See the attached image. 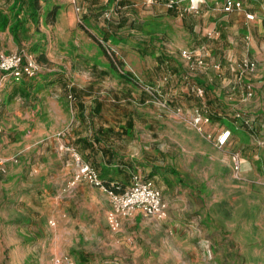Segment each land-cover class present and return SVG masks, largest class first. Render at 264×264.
Segmentation results:
<instances>
[{"label": "rangeland", "instance_id": "obj_1", "mask_svg": "<svg viewBox=\"0 0 264 264\" xmlns=\"http://www.w3.org/2000/svg\"><path fill=\"white\" fill-rule=\"evenodd\" d=\"M216 1L222 0H205L189 26L214 23ZM242 1L258 14L257 22H236L249 43L245 58L257 63L254 93L241 102L232 90L217 107L227 114L230 103L243 104L264 131V11L257 0ZM39 4L34 16L27 0H0V18L9 20L5 27L0 20V54L22 52L37 66L21 82L0 74V157L7 160L0 169V264H264V147L222 115L216 121L234 133L230 145L216 147L189 122L193 98L164 89L176 10L122 7L120 0H76L80 12L64 0ZM122 14L128 24L121 37L107 35L108 21L118 24ZM197 38L191 30L176 35L195 48L203 42ZM183 49L195 50L181 48L179 56ZM184 61L185 73L195 77L199 68ZM82 102L86 108L101 105L99 123H126L125 115L134 113L143 127L126 137L125 151L136 149L160 165L163 178L156 184L167 204L164 219L133 213L121 216L113 230L108 195L85 180L72 184L73 163L58 151V141L72 140L84 120ZM237 151L239 172L232 160Z\"/></svg>", "mask_w": 264, "mask_h": 264}, {"label": "crops", "instance_id": "obj_2", "mask_svg": "<svg viewBox=\"0 0 264 264\" xmlns=\"http://www.w3.org/2000/svg\"><path fill=\"white\" fill-rule=\"evenodd\" d=\"M204 1L205 0H201L199 2V9L197 11L185 12L183 10V6H188L190 4L189 0H183L181 6L174 9L178 15L177 22L179 25L173 28L171 34L174 38L167 44V51L171 54L166 60L167 69L166 76L164 77V80L166 81L162 83H165L164 89H166L172 96L190 95L194 100V102H192V107L195 104H198V102L189 92L188 81L185 79V74L191 76L193 81H197L205 87L207 85L206 104L210 108L213 115L217 114L220 116L221 114L217 107V101L231 99V96L228 93L234 90L233 86L237 74L238 63L249 55V43L237 33L238 28H236V22H241L240 26H243L246 22H257L258 14L247 5H245L246 9L255 12L257 14V19L248 20L245 17V13L242 11L225 13L220 9V5L223 0L220 3L216 1V4L212 9L213 12H215L213 20L214 23H210L207 28L190 27V16L195 17L200 14ZM257 1L260 2L261 10L264 0ZM138 3H140V5L147 10L153 8L157 9L158 6L162 4L169 9L166 6L165 0H162L150 7L144 6L142 0H120L122 7H136L135 5H138ZM203 17V22H206V16L204 13ZM119 21L120 22L118 24L108 21L106 26L107 31H105V33L111 36L110 33L113 31L116 34L114 37H121L120 30L127 26L128 18L122 14ZM233 26L235 28H232ZM101 30L104 31L105 28H102ZM190 30L195 32V35L198 36V40L201 39L203 41L198 42V46L196 48L192 47L193 44H188V40L184 42L183 39L181 41H177L176 39V35L185 36L189 34ZM123 33L124 31L122 34ZM188 45H191V47H188ZM181 48L195 49L197 53L204 56L207 64L219 62L221 64V70L217 71L212 67L201 68V66L196 65L199 70H196L195 77L192 73H185V59L181 58V56L177 54ZM177 73L181 76L180 83L175 78ZM229 85L232 87L231 89H229ZM79 108L81 109L80 115L84 116V120L82 122H77L78 124H76V130H74L72 134L73 141L69 139L68 142L61 140L58 141V151L69 156V159L73 163L74 174L77 171V163L74 159L73 151L77 152L84 161L94 166L100 177L106 182L115 181L116 177L119 179V183L122 181L123 183L120 184L124 188H127L132 184V175L134 172H137L144 179L153 181L155 186L160 189L163 194L162 189L156 184V180H158L159 177L163 178V176H161L162 173L156 170V168L160 165L157 166V164H154L153 162H147L146 157H140V153L136 149L130 152V150L127 151L126 148L125 151L126 145L124 142L126 141V137L129 134H132L134 127H143L134 121V113L125 115L126 123L117 122L116 124H108L103 122L99 123L96 120V117L102 115L103 113L101 105L98 107L86 108L82 102ZM119 117L122 116L120 115ZM77 125L79 127H77ZM145 125L150 128V124ZM150 130L149 132H152V134L149 135H153L155 133V129L153 128V131ZM142 138L143 136L140 135V142L142 141ZM231 142L232 141H230L228 145H230ZM66 147L71 150L66 149ZM145 150H147V148H145ZM171 171L174 172L173 170ZM110 173L115 175H108ZM105 176L112 178H106ZM153 179H155V181ZM90 185L98 190H101L99 187L92 184Z\"/></svg>", "mask_w": 264, "mask_h": 264}, {"label": "built area", "instance_id": "obj_3", "mask_svg": "<svg viewBox=\"0 0 264 264\" xmlns=\"http://www.w3.org/2000/svg\"><path fill=\"white\" fill-rule=\"evenodd\" d=\"M64 1L73 4L76 11H81V8L76 4V0ZM142 1L144 6L150 7L162 0ZM165 1L166 6L169 9H175L178 6H181L183 0ZM189 1L190 4L188 6H183V10L185 12L197 11L201 0ZM220 9L225 13L242 11L245 13V17L248 20L257 19V14L247 10L242 0H223ZM261 9L264 11V4ZM181 56L187 62L196 64L197 66L212 67L217 71L221 70V64L219 62L207 64L204 56L197 53L196 50L183 49L181 51ZM256 70L257 63L252 59L244 58L238 63L233 88L234 90L237 89L239 91L241 102H244L253 96L254 85L252 78L256 73ZM36 73V62H34L29 56H26V54L22 52L20 54H0V74L3 78L10 75V78H12L13 81L20 82L25 77H33ZM185 79L188 81L190 94L198 102V104H195L192 107L189 115V122L192 128L201 136L211 141L216 147L222 148L227 146L233 138L234 131L213 120V114L206 104V87L197 81H193L189 75H185ZM1 87L2 84L0 83V92L2 90ZM157 91L161 94V89ZM164 106H166V104H164ZM228 112L229 113L227 114L220 113L223 119H227L226 117L230 116L232 125L235 129H246L251 139L258 146L264 147V131L259 130L255 118L243 104L239 105L236 103H230ZM66 149L69 148L66 147ZM73 156L77 163V171L72 184H75V182L79 180H85L88 183L99 187L108 195L111 202V208L108 211L107 220L111 229L117 230L120 227L121 216L131 215L133 213H141L145 216L158 219H164L167 216V204L161 190L155 186L153 181L144 179L139 173H134L132 175V184L127 188H123V186L117 181H111L109 183L104 181L100 177L97 169L90 163L84 161L77 152L73 151ZM11 160L15 162L17 161L15 158H12ZM232 160L234 169L239 172L242 166L240 152H234L232 154ZM6 161L7 160H3L0 157V169L2 171H5L4 168ZM57 261L60 262L61 259H58ZM67 262L71 264L69 260H67Z\"/></svg>", "mask_w": 264, "mask_h": 264}, {"label": "trees", "instance_id": "obj_4", "mask_svg": "<svg viewBox=\"0 0 264 264\" xmlns=\"http://www.w3.org/2000/svg\"><path fill=\"white\" fill-rule=\"evenodd\" d=\"M28 1V4L30 5V7H31V10H32V13H33V15L34 16H37L38 15V9H39V7H40V4H39V0H27ZM17 2H20V0H17ZM57 13H58V7H54L52 10H50L49 12H48V17H50V22L51 23H53L54 21H55V19H56V16H57ZM0 20H1V22L3 23V27H5V26H7L8 25V19L6 18V17H4V16H1V18H0ZM11 30H12V32H13V34H17V31H18V28H19V21H18V19H16V24H14V25H12L11 27ZM111 34V36H116V34H115V32H113L112 31V33H110ZM106 56L108 57V59H109V62H110V64L116 69L117 68V64H115V62H114V60L112 59V57L111 56H109L108 54H106ZM120 64L121 65H123V63L120 61ZM122 75V74H121ZM123 76V75H122ZM125 77V76H124ZM26 78H29V77H25V78H23L22 79V81L24 80V79H26ZM125 79H127V77L125 78ZM13 80V79H12ZM21 82V81H20ZM205 87V86H204ZM208 88V86L206 85V89ZM210 89H212V88H210ZM213 117V120H218V119H222L221 118V116H219V115H213L212 116ZM109 182H111V181H109ZM109 182H107V183H109ZM124 188V187H123Z\"/></svg>", "mask_w": 264, "mask_h": 264}]
</instances>
